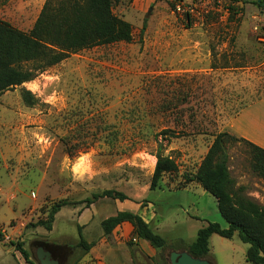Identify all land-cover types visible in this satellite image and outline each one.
Returning <instances> with one entry per match:
<instances>
[{
  "label": "rangeland",
  "instance_id": "rangeland-1",
  "mask_svg": "<svg viewBox=\"0 0 264 264\" xmlns=\"http://www.w3.org/2000/svg\"><path fill=\"white\" fill-rule=\"evenodd\" d=\"M45 2L0 0V20L28 32ZM263 3L121 0L113 12L132 25L130 43L71 54L0 94L4 259L40 264L43 242L60 264H171L170 254L184 247L182 241L191 245L199 229L209 223L227 228L215 197L201 187L186 188V181L233 116L264 95ZM24 90L37 99L34 106L23 101ZM158 152L179 170L151 190ZM227 153L236 188L244 186V195L264 207V179L253 171L249 147L231 144ZM105 190L129 199L64 207L51 231L37 225L53 204L86 201ZM139 207L166 239V249L139 239L130 223L105 235L103 220L123 211L137 214ZM79 228L95 244L88 252L78 246ZM247 249L238 234H214L208 259L250 264Z\"/></svg>",
  "mask_w": 264,
  "mask_h": 264
},
{
  "label": "trees",
  "instance_id": "trees-1",
  "mask_svg": "<svg viewBox=\"0 0 264 264\" xmlns=\"http://www.w3.org/2000/svg\"><path fill=\"white\" fill-rule=\"evenodd\" d=\"M119 1L121 0H46L28 32L0 20V94L33 81L39 73L60 64L71 54L120 42L130 43L133 39L132 25L113 12L114 5ZM226 1L238 3L243 0ZM22 99L30 107L37 103V99L28 90L23 91ZM236 143H245L249 147L253 171L264 179V150L228 131L218 133L198 170L187 178L186 183L196 182L204 191L215 197L218 210L228 227L209 223L198 230L196 240L183 251L189 252L195 258L208 259L212 235L217 234L229 239L238 234L239 239L248 245L247 262L264 264V207L244 195V186L236 188V182L229 171L227 147ZM178 170L179 166L173 158L158 152L150 189H157L165 174L176 173ZM105 198L119 201L129 199L122 192L105 190L93 194L86 201L62 200L53 204L46 220L38 222L37 225L51 231L55 216L64 207L85 203V207L89 208ZM124 223H130L134 227L135 235L151 247L157 250L168 247L166 239L156 233L139 214L118 212L103 220L101 224L105 235H110ZM78 230V246L86 252L90 251L95 244L88 243L82 236L81 228ZM1 237L2 234L0 242H3ZM15 247L28 261L29 254L20 247ZM39 247H44L57 259L46 243L40 242Z\"/></svg>",
  "mask_w": 264,
  "mask_h": 264
},
{
  "label": "crops",
  "instance_id": "crops-1",
  "mask_svg": "<svg viewBox=\"0 0 264 264\" xmlns=\"http://www.w3.org/2000/svg\"><path fill=\"white\" fill-rule=\"evenodd\" d=\"M227 128H228V132L240 138H243L264 150V95L259 99L242 107L236 113V115L233 116ZM188 186L189 187L194 186L197 189L198 187L202 188V186L196 182L188 183L186 188H188ZM0 195H2L1 186H0ZM140 210H141L140 207L137 208V211H139V213L137 214L141 215L145 219V221L150 224V220L147 219L144 216L143 212H141ZM188 245H189L188 243H184L182 241V246L184 247L179 248L175 251L183 252V249H185ZM7 246L8 245H6L4 242H0V247H2L3 249H6ZM0 253L2 255V256L0 255V264H10L8 260L4 259L7 252L1 251Z\"/></svg>",
  "mask_w": 264,
  "mask_h": 264
},
{
  "label": "water",
  "instance_id": "water-1",
  "mask_svg": "<svg viewBox=\"0 0 264 264\" xmlns=\"http://www.w3.org/2000/svg\"><path fill=\"white\" fill-rule=\"evenodd\" d=\"M262 6H264V3ZM37 258L40 264H60V262L54 258L52 253L44 249V247H39L37 249ZM170 262L171 264H213L207 259L195 258L187 251H173L170 254Z\"/></svg>",
  "mask_w": 264,
  "mask_h": 264
},
{
  "label": "built area",
  "instance_id": "built-area-1",
  "mask_svg": "<svg viewBox=\"0 0 264 264\" xmlns=\"http://www.w3.org/2000/svg\"><path fill=\"white\" fill-rule=\"evenodd\" d=\"M177 9H178L179 11H181V8H180V6H179V7H177Z\"/></svg>",
  "mask_w": 264,
  "mask_h": 264
}]
</instances>
